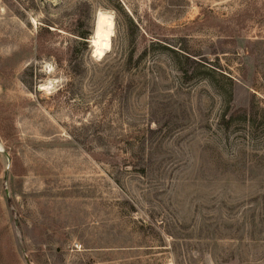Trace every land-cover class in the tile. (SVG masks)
Returning <instances> with one entry per match:
<instances>
[{
  "label": "rangeland",
  "instance_id": "obj_1",
  "mask_svg": "<svg viewBox=\"0 0 264 264\" xmlns=\"http://www.w3.org/2000/svg\"><path fill=\"white\" fill-rule=\"evenodd\" d=\"M0 264H264V0H0Z\"/></svg>",
  "mask_w": 264,
  "mask_h": 264
},
{
  "label": "bare ground",
  "instance_id": "obj_2",
  "mask_svg": "<svg viewBox=\"0 0 264 264\" xmlns=\"http://www.w3.org/2000/svg\"><path fill=\"white\" fill-rule=\"evenodd\" d=\"M114 32V23L111 15L98 12L96 15V25L92 36V48L97 57L105 55V51L110 50V37Z\"/></svg>",
  "mask_w": 264,
  "mask_h": 264
},
{
  "label": "trees",
  "instance_id": "obj_3",
  "mask_svg": "<svg viewBox=\"0 0 264 264\" xmlns=\"http://www.w3.org/2000/svg\"><path fill=\"white\" fill-rule=\"evenodd\" d=\"M81 40L83 42V45H85V47L88 45V42H89V38H90V31L88 30H83L82 32H79L78 35ZM82 61V60H81ZM82 63V62H81Z\"/></svg>",
  "mask_w": 264,
  "mask_h": 264
},
{
  "label": "water",
  "instance_id": "obj_4",
  "mask_svg": "<svg viewBox=\"0 0 264 264\" xmlns=\"http://www.w3.org/2000/svg\"><path fill=\"white\" fill-rule=\"evenodd\" d=\"M110 39H111V37H110ZM89 42L92 44L93 42H92V36L89 38ZM110 42H111V40H110ZM111 44V43H110ZM108 51V50H107ZM107 51H105L104 53H106Z\"/></svg>",
  "mask_w": 264,
  "mask_h": 264
}]
</instances>
